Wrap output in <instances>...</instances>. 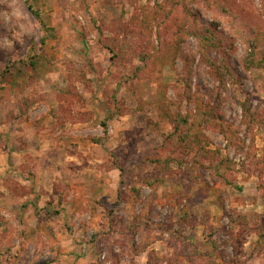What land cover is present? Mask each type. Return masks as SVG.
<instances>
[{
  "label": "rangeland",
  "instance_id": "374dc122",
  "mask_svg": "<svg viewBox=\"0 0 264 264\" xmlns=\"http://www.w3.org/2000/svg\"><path fill=\"white\" fill-rule=\"evenodd\" d=\"M30 1L50 36L0 0V264H264V0Z\"/></svg>",
  "mask_w": 264,
  "mask_h": 264
},
{
  "label": "trees",
  "instance_id": "16d2710c",
  "mask_svg": "<svg viewBox=\"0 0 264 264\" xmlns=\"http://www.w3.org/2000/svg\"><path fill=\"white\" fill-rule=\"evenodd\" d=\"M25 3L27 5L29 11L33 14V16L41 21L42 29H43L44 33L46 34V36L47 37L50 36V34H52L53 31H52V29L48 28L44 22H42V16H41V13L39 12V10H36L34 8L33 4H31L30 0H25ZM46 36H45L43 42H45V39H47Z\"/></svg>",
  "mask_w": 264,
  "mask_h": 264
},
{
  "label": "crops",
  "instance_id": "0c3cea01",
  "mask_svg": "<svg viewBox=\"0 0 264 264\" xmlns=\"http://www.w3.org/2000/svg\"><path fill=\"white\" fill-rule=\"evenodd\" d=\"M28 138H29V136L26 135V139H25V140L28 141ZM29 142H30V141H29ZM57 142H60V141L57 140ZM0 153H1L0 156L5 155V154H3V152H2L1 149H0ZM39 163H40V162H38V165H39Z\"/></svg>",
  "mask_w": 264,
  "mask_h": 264
}]
</instances>
